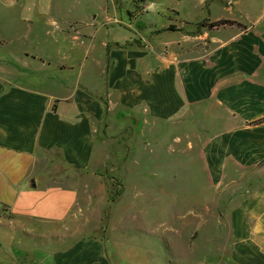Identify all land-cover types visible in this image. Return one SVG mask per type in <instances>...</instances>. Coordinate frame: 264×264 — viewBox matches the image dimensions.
<instances>
[{"label":"crops","instance_id":"crops-1","mask_svg":"<svg viewBox=\"0 0 264 264\" xmlns=\"http://www.w3.org/2000/svg\"><path fill=\"white\" fill-rule=\"evenodd\" d=\"M17 5L25 3L0 0ZM237 9L243 17L231 19L244 26L216 28L226 33L194 55L106 39L95 66L89 50L78 65L28 49L0 55V205L21 229L12 242L20 264H121L103 236L58 241L84 214L78 175L95 174L108 151L99 127L126 118L181 123L200 138L202 183L228 228L225 263L264 264V0ZM45 23L51 34L63 22ZM0 46H12L1 30ZM33 65L52 78L28 77Z\"/></svg>","mask_w":264,"mask_h":264},{"label":"rangeland","instance_id":"rangeland-1","mask_svg":"<svg viewBox=\"0 0 264 264\" xmlns=\"http://www.w3.org/2000/svg\"><path fill=\"white\" fill-rule=\"evenodd\" d=\"M19 1L25 5L0 6L1 33L12 41L11 47L0 46V55L18 56L28 49L48 55L52 62L78 65L89 50L93 66V56L103 54L104 39L110 45L119 41L156 54L207 51L215 37L226 33L209 29L207 23L242 18L237 7L250 2ZM55 18L63 22L61 29L49 34L52 27L48 31L45 22ZM26 70L28 77L40 80L54 74L40 65ZM180 125L147 120L135 124L126 118L113 123L108 132L99 127L108 151L95 174L78 175L84 214L74 229L62 230L58 246L82 235H98L121 264H226L228 228L211 190L202 183L208 173L200 167L201 141ZM20 230L7 207L0 205L1 262L20 264L23 252L12 247L22 236Z\"/></svg>","mask_w":264,"mask_h":264},{"label":"trees","instance_id":"trees-1","mask_svg":"<svg viewBox=\"0 0 264 264\" xmlns=\"http://www.w3.org/2000/svg\"><path fill=\"white\" fill-rule=\"evenodd\" d=\"M234 24H237L238 26H244L242 22L240 21H236L234 19H231V18H220V19H217V20H213V21H210L209 23H207V27L209 29H216L220 26H225V25H234ZM109 47V46H108ZM109 50V48L107 49V51ZM264 119H260L258 120L257 122H261L263 121Z\"/></svg>","mask_w":264,"mask_h":264}]
</instances>
